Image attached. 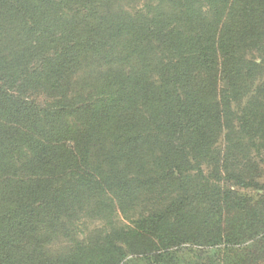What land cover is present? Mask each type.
Masks as SVG:
<instances>
[{"label":"trees","instance_id":"obj_1","mask_svg":"<svg viewBox=\"0 0 264 264\" xmlns=\"http://www.w3.org/2000/svg\"><path fill=\"white\" fill-rule=\"evenodd\" d=\"M263 130L264 0H0V264L264 260Z\"/></svg>","mask_w":264,"mask_h":264},{"label":"rangeland","instance_id":"obj_2","mask_svg":"<svg viewBox=\"0 0 264 264\" xmlns=\"http://www.w3.org/2000/svg\"><path fill=\"white\" fill-rule=\"evenodd\" d=\"M257 61L259 62V59H257ZM224 83V82H223ZM225 85V83H224ZM39 101L40 102H45V97L39 95ZM264 131V130H263ZM258 143V142H256ZM251 154H250V159H252L256 166H257V170L259 171V176L257 177V182L260 186L264 185V149L262 148H258V150L256 148H253L251 146ZM232 190H235L239 195H243L246 197H250L251 199H258L260 198V196H264V193L262 190L259 189H252V188H237V187H232ZM264 235V234H263ZM264 242V241H263ZM246 246H249V243H245L243 245H238L236 246L234 249L236 251H239V253H241V250H243V248H245ZM262 246L264 247V244H262ZM198 247L193 246L191 248L185 247V248H181V250H179L180 254H184L186 257H194L196 254H199V251H196ZM235 251H233L234 253ZM232 253V252H230ZM238 253V252H236ZM202 254L204 255V257H207L209 260L213 261V264H223V260L225 258V256L227 255V252L225 251V247L224 245H221L219 247L216 248H211V249H207L204 252H202ZM206 258V259H207ZM253 264H264V260L259 261L257 263H253Z\"/></svg>","mask_w":264,"mask_h":264},{"label":"water","instance_id":"obj_3","mask_svg":"<svg viewBox=\"0 0 264 264\" xmlns=\"http://www.w3.org/2000/svg\"><path fill=\"white\" fill-rule=\"evenodd\" d=\"M227 86V84L225 83V87Z\"/></svg>","mask_w":264,"mask_h":264}]
</instances>
